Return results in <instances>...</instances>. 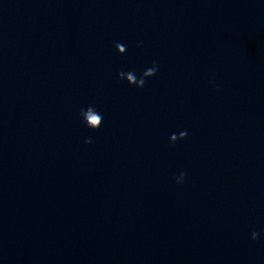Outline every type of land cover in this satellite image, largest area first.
<instances>
[{"label":"clouds","instance_id":"obj_1","mask_svg":"<svg viewBox=\"0 0 264 264\" xmlns=\"http://www.w3.org/2000/svg\"><path fill=\"white\" fill-rule=\"evenodd\" d=\"M140 46V45H138ZM116 49H119L118 53L123 55L126 52V46L121 43L115 44ZM159 68L155 61H153V66L150 68H147L143 71L140 78H137L134 71H120L118 73V78L123 80L126 79L128 84L135 85L137 88H144L146 84V80L149 77L155 76L158 72ZM80 115L82 117V122L90 129L92 130H98L102 123H103V117L101 114H99L96 109L92 106L87 107V109H81ZM188 133L187 131H180L178 134H172L170 136V142L175 143L177 140H183L187 137ZM86 144L93 143V140L91 137H88L85 139ZM187 175L186 172H181L178 177L175 178V182L177 184H182L184 182V178ZM259 238V233L256 231H252L251 233V239L257 240Z\"/></svg>","mask_w":264,"mask_h":264}]
</instances>
